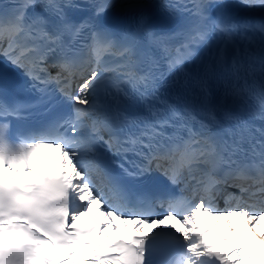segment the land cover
I'll list each match as a JSON object with an SVG mask.
<instances>
[{"label": "snow or ice", "instance_id": "1", "mask_svg": "<svg viewBox=\"0 0 264 264\" xmlns=\"http://www.w3.org/2000/svg\"><path fill=\"white\" fill-rule=\"evenodd\" d=\"M258 229L264 0H0V264H264Z\"/></svg>", "mask_w": 264, "mask_h": 264}, {"label": "bare ground", "instance_id": "2", "mask_svg": "<svg viewBox=\"0 0 264 264\" xmlns=\"http://www.w3.org/2000/svg\"><path fill=\"white\" fill-rule=\"evenodd\" d=\"M187 195V194H185ZM89 214H96L97 215V211H96V206L93 205L91 211ZM234 217L230 218L234 223V225H237V224H244L243 221L241 219H239L238 221H235L233 219ZM217 221H221V220H217ZM221 222H224V221H221ZM115 223L117 224L119 230L118 231H114L112 228H107L105 229V234L104 235H118L120 234V231L121 229H126V228H132V225L131 223H129L127 226H125L124 224H122L120 221H115ZM258 230H264V229H258Z\"/></svg>", "mask_w": 264, "mask_h": 264}]
</instances>
